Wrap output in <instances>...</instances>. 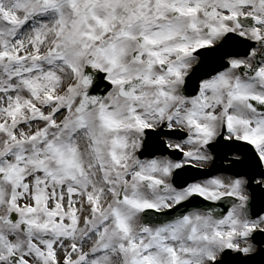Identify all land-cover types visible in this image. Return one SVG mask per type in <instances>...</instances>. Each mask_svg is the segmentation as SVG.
<instances>
[{"label":"snow or ice","instance_id":"obj_1","mask_svg":"<svg viewBox=\"0 0 264 264\" xmlns=\"http://www.w3.org/2000/svg\"><path fill=\"white\" fill-rule=\"evenodd\" d=\"M0 264H264V0H0Z\"/></svg>","mask_w":264,"mask_h":264}]
</instances>
